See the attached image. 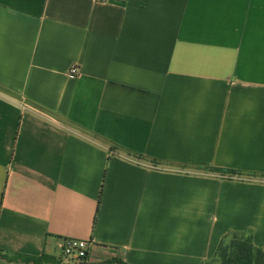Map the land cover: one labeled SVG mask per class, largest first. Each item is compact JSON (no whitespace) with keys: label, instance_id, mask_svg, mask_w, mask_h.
I'll return each mask as SVG.
<instances>
[{"label":"crops","instance_id":"0c3cea01","mask_svg":"<svg viewBox=\"0 0 264 264\" xmlns=\"http://www.w3.org/2000/svg\"><path fill=\"white\" fill-rule=\"evenodd\" d=\"M235 233L264 249V0H0V264H211Z\"/></svg>","mask_w":264,"mask_h":264},{"label":"trees","instance_id":"16d2710c","mask_svg":"<svg viewBox=\"0 0 264 264\" xmlns=\"http://www.w3.org/2000/svg\"><path fill=\"white\" fill-rule=\"evenodd\" d=\"M157 162V161H156ZM221 173H237L235 170H228L221 167L207 168ZM26 261L36 264H71L65 262L62 257L43 254L41 256L22 257ZM216 258L220 260V264H264V249L254 244L250 236L235 233L230 242L224 244V241L219 245L216 251ZM215 258V259H216ZM118 262L128 264L121 258H112L97 264H111ZM73 264H92L88 258H84Z\"/></svg>","mask_w":264,"mask_h":264},{"label":"built area","instance_id":"2783aa9c","mask_svg":"<svg viewBox=\"0 0 264 264\" xmlns=\"http://www.w3.org/2000/svg\"><path fill=\"white\" fill-rule=\"evenodd\" d=\"M97 1L106 2L107 0H97ZM79 73H80V69L76 65L71 67V69L68 72V74L71 76H76ZM90 245L91 243L85 239L65 238L60 247L62 257L64 259H67L64 261L73 264V261L77 262L84 259L85 257L88 258Z\"/></svg>","mask_w":264,"mask_h":264},{"label":"rangeland","instance_id":"374dc122","mask_svg":"<svg viewBox=\"0 0 264 264\" xmlns=\"http://www.w3.org/2000/svg\"><path fill=\"white\" fill-rule=\"evenodd\" d=\"M232 236H233V235H231L230 237H228L227 239H225V240H224V244L230 242V240L232 239ZM65 260H67V259H65ZM69 260H70V258H69ZM71 261H72V260H71ZM74 262H75V261H73V263H74ZM211 264H220V260H218V259L216 258L215 260L212 261Z\"/></svg>","mask_w":264,"mask_h":264}]
</instances>
